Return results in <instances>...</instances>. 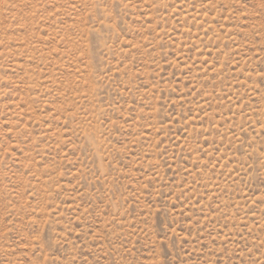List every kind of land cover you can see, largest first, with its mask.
Here are the masks:
<instances>
[{
  "label": "rangeland",
  "instance_id": "obj_1",
  "mask_svg": "<svg viewBox=\"0 0 264 264\" xmlns=\"http://www.w3.org/2000/svg\"><path fill=\"white\" fill-rule=\"evenodd\" d=\"M0 264H264V0H0Z\"/></svg>",
  "mask_w": 264,
  "mask_h": 264
}]
</instances>
